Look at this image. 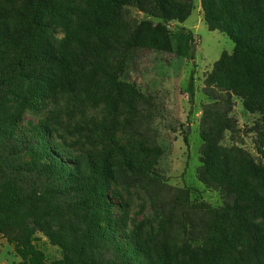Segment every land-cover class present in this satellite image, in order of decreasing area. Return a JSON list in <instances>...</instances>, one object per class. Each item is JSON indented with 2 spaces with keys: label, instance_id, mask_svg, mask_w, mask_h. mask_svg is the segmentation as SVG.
Segmentation results:
<instances>
[{
  "label": "trees",
  "instance_id": "trees-1",
  "mask_svg": "<svg viewBox=\"0 0 264 264\" xmlns=\"http://www.w3.org/2000/svg\"><path fill=\"white\" fill-rule=\"evenodd\" d=\"M76 2H85L84 29L96 34L98 43L75 34L59 43L44 40L43 31L57 16L76 13ZM201 6L208 29L223 32L235 44L233 53L224 52L216 61L203 87L210 101L202 105L197 176L220 191L223 204L216 207L193 199L189 188L170 184L156 170L165 153L157 139L156 100L120 77L133 50L148 45L173 50L168 23L185 22L194 10L192 0H0V51L20 48L18 57L0 65V106L23 84L42 86L47 95L91 85L110 105L95 139L99 149L86 155V172H69L45 142L43 154L36 150L37 160L22 159L34 143L15 132L16 121L0 131V177L8 180L0 193V233L13 244L20 264H75L68 258L48 261L37 246L39 210L85 223L79 244L98 250V264H121L126 249L115 226L98 219L111 207L115 178L142 189L159 219L154 236L141 249L142 264H230L238 255L239 264H246L234 243L244 233L251 255L264 264V236L246 222L248 215L264 219V167L237 143L241 129L232 115L235 96L243 98L249 112L261 114L263 124L251 131H258L256 147L264 154V0H252L246 12L236 0H201ZM132 8L160 22L140 20ZM186 31L183 56L194 38ZM103 48L114 53L116 66ZM121 126L138 137L129 150L118 143ZM227 134L236 144L233 157L224 160L221 145Z\"/></svg>",
  "mask_w": 264,
  "mask_h": 264
},
{
  "label": "rangeland",
  "instance_id": "rangeland-1",
  "mask_svg": "<svg viewBox=\"0 0 264 264\" xmlns=\"http://www.w3.org/2000/svg\"><path fill=\"white\" fill-rule=\"evenodd\" d=\"M192 1L194 10L185 23H168L173 50H155L151 45L133 50L120 77L124 82L135 84L142 92L153 95L156 100L157 139L165 149L156 170L170 184L189 188L193 199L216 207L223 204L220 191L207 187L197 176L198 167L202 164V105L210 101L203 93V87L206 75L213 70L216 61L224 52L233 53L235 44L223 32L209 30L201 0ZM251 4L252 0H236L237 7L243 12L248 11ZM76 5V13L68 18L57 16L53 24L43 31L44 40L59 43L67 35L75 34L98 43L96 34L84 29L88 13L85 2H76ZM131 14L140 20L153 21L154 24L160 22L135 8L131 9ZM186 30L193 32L194 38L190 42L188 54L183 56L180 54L181 38L186 36ZM158 36L157 33L155 37ZM103 50L110 63L116 66L114 53L107 48ZM19 52L20 48L16 46L0 51V65L18 57ZM234 100L236 104L232 115L241 129L235 139L264 167V154L259 153L256 147L259 133L251 131V128L263 124L261 114L249 112L242 97L235 96ZM109 107L95 86H79L73 92L58 90L47 95L42 86L23 84L0 106V131L16 121L15 132L30 138L34 143L33 150L21 153L22 159L37 160L39 155L36 150L42 153L45 142L67 164L69 172H86V155L89 151L99 149L95 139L100 135L99 125ZM137 139L135 134L125 132L122 126L118 129V143L125 149L129 150ZM236 141L231 140L230 134L226 135L221 145L224 160L233 157L232 147ZM7 182L6 178L0 177V193ZM110 196L112 203L108 213H101L98 219L102 225L109 223L115 226L126 249L121 264H142L141 249L154 236L159 221L150 207V198L139 187L128 186L118 178L111 181ZM1 213L0 203V216ZM36 215L42 227V231L37 234L36 244L48 261L68 258L75 264H98V250L92 246L83 247L78 242V237L86 229L85 223L78 222L71 215L50 216L43 210H39ZM246 222L256 225L264 236V219L261 216L248 215ZM234 243L247 258L246 264H258V260L250 253L245 233L237 237ZM240 261L242 259L238 255L230 264H239ZM21 262L13 244L0 233V264Z\"/></svg>",
  "mask_w": 264,
  "mask_h": 264
},
{
  "label": "water",
  "instance_id": "water-1",
  "mask_svg": "<svg viewBox=\"0 0 264 264\" xmlns=\"http://www.w3.org/2000/svg\"><path fill=\"white\" fill-rule=\"evenodd\" d=\"M196 51V44H194V46H193V52H195Z\"/></svg>",
  "mask_w": 264,
  "mask_h": 264
},
{
  "label": "crops",
  "instance_id": "crops-1",
  "mask_svg": "<svg viewBox=\"0 0 264 264\" xmlns=\"http://www.w3.org/2000/svg\"><path fill=\"white\" fill-rule=\"evenodd\" d=\"M185 22H186V21H185ZM185 22H184V23H185Z\"/></svg>",
  "mask_w": 264,
  "mask_h": 264
}]
</instances>
